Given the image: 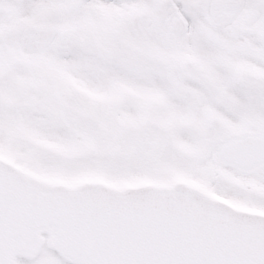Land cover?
<instances>
[{
    "label": "snow or ice",
    "instance_id": "obj_1",
    "mask_svg": "<svg viewBox=\"0 0 264 264\" xmlns=\"http://www.w3.org/2000/svg\"><path fill=\"white\" fill-rule=\"evenodd\" d=\"M0 264H264V0H0Z\"/></svg>",
    "mask_w": 264,
    "mask_h": 264
}]
</instances>
